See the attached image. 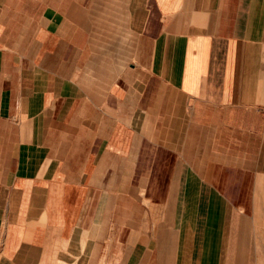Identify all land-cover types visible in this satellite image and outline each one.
<instances>
[{
  "label": "crops",
  "instance_id": "crops-1",
  "mask_svg": "<svg viewBox=\"0 0 264 264\" xmlns=\"http://www.w3.org/2000/svg\"><path fill=\"white\" fill-rule=\"evenodd\" d=\"M0 264H264V0H0Z\"/></svg>",
  "mask_w": 264,
  "mask_h": 264
}]
</instances>
